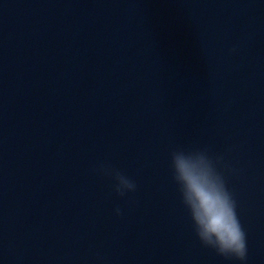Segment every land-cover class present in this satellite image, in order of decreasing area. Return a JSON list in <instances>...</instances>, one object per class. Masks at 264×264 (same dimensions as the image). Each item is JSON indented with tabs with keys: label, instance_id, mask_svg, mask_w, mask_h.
Returning <instances> with one entry per match:
<instances>
[{
	"label": "clouds",
	"instance_id": "1",
	"mask_svg": "<svg viewBox=\"0 0 264 264\" xmlns=\"http://www.w3.org/2000/svg\"><path fill=\"white\" fill-rule=\"evenodd\" d=\"M235 51L233 47L232 52ZM169 166L172 182L200 244L226 260L247 264V234L226 180V173L236 170L207 147H175L170 152ZM94 171L110 178L113 191L121 198L137 191L136 182L109 163H100ZM115 214L122 216L123 210L117 207Z\"/></svg>",
	"mask_w": 264,
	"mask_h": 264
}]
</instances>
